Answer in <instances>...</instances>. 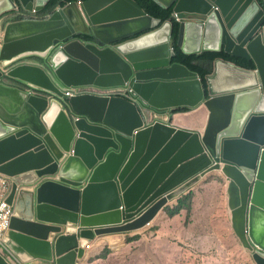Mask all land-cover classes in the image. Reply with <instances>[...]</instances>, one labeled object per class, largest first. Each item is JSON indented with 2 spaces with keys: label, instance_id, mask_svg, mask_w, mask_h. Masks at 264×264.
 Wrapping results in <instances>:
<instances>
[{
  "label": "water",
  "instance_id": "obj_1",
  "mask_svg": "<svg viewBox=\"0 0 264 264\" xmlns=\"http://www.w3.org/2000/svg\"><path fill=\"white\" fill-rule=\"evenodd\" d=\"M49 1L0 0V174L13 208L0 264H77L96 237L150 225L215 172L234 231L264 264V133L255 127L264 123V0H151L181 19L185 55L224 51L254 63L217 60L207 88L172 62L173 14L162 22L135 0H84L40 20L4 18ZM125 86L153 123L124 97L64 90ZM198 107L209 113L200 130L158 118Z\"/></svg>",
  "mask_w": 264,
  "mask_h": 264
},
{
  "label": "crops",
  "instance_id": "obj_2",
  "mask_svg": "<svg viewBox=\"0 0 264 264\" xmlns=\"http://www.w3.org/2000/svg\"><path fill=\"white\" fill-rule=\"evenodd\" d=\"M207 114L204 107H198L184 114H174L176 116L169 114V118L178 127L200 130L201 125L206 124ZM189 116L194 119H187ZM217 175L213 173L172 201L150 225L96 237L84 254L81 252L77 264H237L236 255L241 251L248 260L250 253L233 228L225 184L217 182ZM189 194V207L170 215L168 208L173 209Z\"/></svg>",
  "mask_w": 264,
  "mask_h": 264
},
{
  "label": "trees",
  "instance_id": "obj_3",
  "mask_svg": "<svg viewBox=\"0 0 264 264\" xmlns=\"http://www.w3.org/2000/svg\"><path fill=\"white\" fill-rule=\"evenodd\" d=\"M72 1H77V0H50L49 3L46 5L45 9L38 13V16L44 19L48 16V11L51 8H54L60 3L61 5L66 6L68 3ZM135 1H137L140 4V6L144 9V11H146L149 15H151L154 18L162 20V22L168 21L172 18V14H173L172 8H168V9L162 8L160 5H158L157 3L151 0H135ZM10 13H5V15H9ZM18 18H27V17L19 16ZM172 21H173L172 48L174 49V52L176 54L172 62L182 64L188 67L190 71L198 74L200 78L202 79L204 86L206 88L208 87L207 79L209 76L213 74L215 62L217 60L221 59L226 62H230L235 65H238L247 70L254 69L255 66L252 61H247L245 59L233 57L232 55L227 54L224 51L204 52L202 54L192 55V56L185 55L181 51V48L178 44L181 24L179 22H176L174 19H172ZM190 110H191L190 108H178V109H174L172 112L173 113H186V112H190ZM187 200L189 201V204H190L191 203L190 194L188 196L181 198V200L178 202V204L173 209L169 210L168 208L170 215L175 214L176 212L181 210V208L183 207L185 208L189 207V204L188 206H185Z\"/></svg>",
  "mask_w": 264,
  "mask_h": 264
},
{
  "label": "built area",
  "instance_id": "obj_4",
  "mask_svg": "<svg viewBox=\"0 0 264 264\" xmlns=\"http://www.w3.org/2000/svg\"><path fill=\"white\" fill-rule=\"evenodd\" d=\"M78 5L82 6L83 1L82 0H77ZM69 4V3H68ZM38 11L35 9L26 10L24 8H17L9 14L5 15L4 18L10 19L19 17V16H25L27 18H30L32 20H40L38 16ZM174 20L176 22H181V19L178 17L177 14H173ZM15 18V20L17 19ZM65 94L68 97H72L75 95H81V94H95V95H101V96H121L124 97L140 106L141 111L144 113L146 116V122L153 123L151 117L152 116V111H150L149 108L143 105L139 98L135 96L133 89L131 86H125V87H116V88H108V89H102V88H97V87H73V88H64ZM173 110L167 111L162 117H158L159 119L166 120V122H172L169 118V114L174 115L176 113L172 112ZM157 119V117H156ZM9 187H10V179L9 177L0 174V248H2V238L4 236V233L8 230L10 219L13 214V208L7 203V197L9 193ZM42 264H56L55 262H43Z\"/></svg>",
  "mask_w": 264,
  "mask_h": 264
},
{
  "label": "bare ground",
  "instance_id": "obj_5",
  "mask_svg": "<svg viewBox=\"0 0 264 264\" xmlns=\"http://www.w3.org/2000/svg\"><path fill=\"white\" fill-rule=\"evenodd\" d=\"M177 117H180V116H177ZM80 125L83 128L92 130L96 133H104L102 129L86 127L83 123H80ZM255 127H256V131L258 132V134L264 133V123L262 121L257 120L255 123ZM91 148L92 147L87 142H85L84 140H80L77 145V152L83 155L85 158L89 159V152L91 151Z\"/></svg>",
  "mask_w": 264,
  "mask_h": 264
},
{
  "label": "rangeland",
  "instance_id": "obj_6",
  "mask_svg": "<svg viewBox=\"0 0 264 264\" xmlns=\"http://www.w3.org/2000/svg\"><path fill=\"white\" fill-rule=\"evenodd\" d=\"M187 113V112H186ZM208 113V112H207ZM177 114H184V113H176V115ZM176 115H174V116H176ZM208 115H209V113L207 114V120H208ZM173 116V117H174ZM172 117V118H173ZM187 119H194L193 117H191V116H189V117H187ZM206 123H207V121H206ZM206 125V124H205ZM202 127V129L205 127V126H203V125H201ZM218 183H220V184H222V182L221 181H218ZM188 204H189V201L187 200L186 201V204H185V206H188ZM169 210H171V208H169ZM168 211V210H167ZM131 232V231H130ZM238 258H239V262L237 263V264H246L247 262H248V264H254V262H253V260H252V258H251V256L249 255L248 257V260L246 259V255H245V253L244 252H242L241 251V253H239V254H237L236 255ZM245 261H246V263H245Z\"/></svg>",
  "mask_w": 264,
  "mask_h": 264
},
{
  "label": "flooded vegetation",
  "instance_id": "obj_7",
  "mask_svg": "<svg viewBox=\"0 0 264 264\" xmlns=\"http://www.w3.org/2000/svg\"><path fill=\"white\" fill-rule=\"evenodd\" d=\"M16 18V17H15ZM15 18H13V19H15Z\"/></svg>",
  "mask_w": 264,
  "mask_h": 264
}]
</instances>
